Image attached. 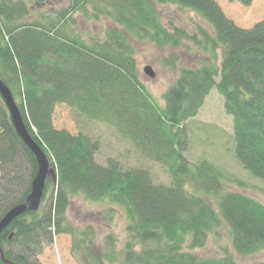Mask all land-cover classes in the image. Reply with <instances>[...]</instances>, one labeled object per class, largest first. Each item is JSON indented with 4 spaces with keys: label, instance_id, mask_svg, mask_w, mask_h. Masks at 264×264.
I'll return each instance as SVG.
<instances>
[{
    "label": "trees",
    "instance_id": "trees-1",
    "mask_svg": "<svg viewBox=\"0 0 264 264\" xmlns=\"http://www.w3.org/2000/svg\"><path fill=\"white\" fill-rule=\"evenodd\" d=\"M44 1L32 3L41 10ZM58 1L67 6L38 17L30 0L0 1V78L52 171L38 212L19 217L3 232L0 264H39L38 256L62 233L77 196L121 207L129 220L120 251L112 236L96 250L86 233L82 264H237L227 251L221 258L194 253L220 228L229 231L239 257L263 251L264 205L226 192L212 165L194 167L184 154L187 123L216 89L233 119L235 158L264 184V20L242 29L216 0ZM231 1L244 7L254 2ZM170 2L208 27H197L200 39L164 26L157 5ZM77 15L94 21L103 17L116 27L106 31L103 42L94 43L74 29ZM131 36L161 49L180 47L187 38L209 56L180 70L161 108L139 78ZM62 104L116 129L138 153L168 170L171 185L155 184L149 171L125 169L114 159L98 164L97 141L55 127V110ZM37 170L0 97V221L27 199ZM199 193L214 196L216 204Z\"/></svg>",
    "mask_w": 264,
    "mask_h": 264
},
{
    "label": "rangeland",
    "instance_id": "rangeland-1",
    "mask_svg": "<svg viewBox=\"0 0 264 264\" xmlns=\"http://www.w3.org/2000/svg\"><path fill=\"white\" fill-rule=\"evenodd\" d=\"M46 1L43 2L46 6L40 10L30 0L29 7L39 9L34 13L35 17L59 11L67 6L63 1ZM216 2L225 15L242 29H251L264 20L263 0H254L250 7L231 0ZM157 10L165 27L182 29L187 36L200 39L198 26L208 30L196 15L180 11L172 2L158 4ZM75 18L77 20L74 29L94 43L103 42L106 31L116 27L111 20L103 17L98 21L88 20L82 15ZM129 41L139 78L161 108L165 107L164 96L178 80L180 70L198 66L202 58L209 56L203 48L191 44L187 38L182 40L180 47L162 49L141 37L131 36ZM217 61L219 65L220 51L217 52ZM146 67H152L157 76L154 80L145 75ZM55 111L54 125L57 129L67 130L73 135L83 133L99 143L100 150L96 156L98 164L105 166L109 159H114L125 169L134 167L149 171L155 184L171 185L172 178L168 170L138 153L133 144L116 129L88 120L75 109L63 104L57 106ZM187 128L189 148L184 154L187 161L194 167L203 162L212 165L221 175L226 192L244 194L264 205V184L253 178L235 158L233 119L226 114L224 99L216 89L211 91L198 115L188 121ZM198 195L216 204L217 198L214 196L203 193ZM128 225L129 220L123 208L110 205L106 201L92 202L84 197H73L62 233L56 235L53 245L38 256L39 264H82L81 255L89 243L84 241L86 233L90 235V240H94L96 250L102 249L106 245L107 237L112 236L120 251L127 238ZM224 251L232 253L237 264H264V250L246 258L236 255L232 250L229 231L225 228L212 233L206 246L194 253L203 258H221Z\"/></svg>",
    "mask_w": 264,
    "mask_h": 264
},
{
    "label": "water",
    "instance_id": "water-1",
    "mask_svg": "<svg viewBox=\"0 0 264 264\" xmlns=\"http://www.w3.org/2000/svg\"><path fill=\"white\" fill-rule=\"evenodd\" d=\"M145 75L150 79L154 80L157 76L153 71L152 67H146L144 69ZM0 97L4 102L8 114L10 116L11 122L15 128L16 133L26 145V147L31 151L35 157L38 170L31 184V192L27 199L12 208L0 221V254L1 253V236L3 232L10 227V225L17 220L19 217L27 213H36L42 205V199L46 189V183L48 177L52 174L50 169V162L41 147L33 140L31 137L18 107V104L8 88L7 85L0 78Z\"/></svg>",
    "mask_w": 264,
    "mask_h": 264
}]
</instances>
